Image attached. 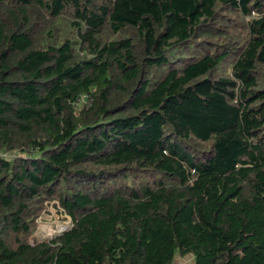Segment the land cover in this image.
Masks as SVG:
<instances>
[{
  "label": "trees",
  "instance_id": "trees-1",
  "mask_svg": "<svg viewBox=\"0 0 264 264\" xmlns=\"http://www.w3.org/2000/svg\"><path fill=\"white\" fill-rule=\"evenodd\" d=\"M177 259L264 264V0H0V264Z\"/></svg>",
  "mask_w": 264,
  "mask_h": 264
},
{
  "label": "rangeland",
  "instance_id": "rangeland-1",
  "mask_svg": "<svg viewBox=\"0 0 264 264\" xmlns=\"http://www.w3.org/2000/svg\"><path fill=\"white\" fill-rule=\"evenodd\" d=\"M70 218L57 206L56 200H51L46 205L42 214L38 217L37 226L31 240L48 239L60 232L61 227L70 225ZM182 259L178 260V263Z\"/></svg>",
  "mask_w": 264,
  "mask_h": 264
},
{
  "label": "crops",
  "instance_id": "crops-1",
  "mask_svg": "<svg viewBox=\"0 0 264 264\" xmlns=\"http://www.w3.org/2000/svg\"><path fill=\"white\" fill-rule=\"evenodd\" d=\"M178 260H180V259H177L176 262H175V264H184L183 263V260L181 262H179V263H178Z\"/></svg>",
  "mask_w": 264,
  "mask_h": 264
},
{
  "label": "built area",
  "instance_id": "built-area-1",
  "mask_svg": "<svg viewBox=\"0 0 264 264\" xmlns=\"http://www.w3.org/2000/svg\"><path fill=\"white\" fill-rule=\"evenodd\" d=\"M67 226H68V225H67ZM67 226H66V227H61V228H60V232L63 231V230H65V229L67 228Z\"/></svg>",
  "mask_w": 264,
  "mask_h": 264
},
{
  "label": "bare ground",
  "instance_id": "bare-ground-1",
  "mask_svg": "<svg viewBox=\"0 0 264 264\" xmlns=\"http://www.w3.org/2000/svg\"><path fill=\"white\" fill-rule=\"evenodd\" d=\"M68 227H69V225L67 226V228H68ZM67 228H66V229H67Z\"/></svg>",
  "mask_w": 264,
  "mask_h": 264
},
{
  "label": "water",
  "instance_id": "water-1",
  "mask_svg": "<svg viewBox=\"0 0 264 264\" xmlns=\"http://www.w3.org/2000/svg\"><path fill=\"white\" fill-rule=\"evenodd\" d=\"M86 99V98H85Z\"/></svg>",
  "mask_w": 264,
  "mask_h": 264
}]
</instances>
